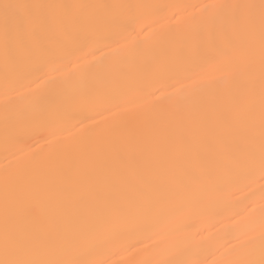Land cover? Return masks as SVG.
Here are the masks:
<instances>
[{
    "label": "snow or ice",
    "instance_id": "6c2138e0",
    "mask_svg": "<svg viewBox=\"0 0 264 264\" xmlns=\"http://www.w3.org/2000/svg\"><path fill=\"white\" fill-rule=\"evenodd\" d=\"M143 9L156 12L138 32ZM100 43L123 55L93 62ZM0 61L6 141L18 146L0 184V264H208L186 241L208 242L215 223L158 241L209 197L220 204L259 184L264 201V0H0ZM71 65L82 66L79 80L64 76L39 100L63 124L36 128L47 130V147L33 151L40 139L22 132L35 117L10 114L11 93L56 84ZM153 69L161 74L145 94ZM92 82L128 87L102 93ZM101 96L91 109L77 103ZM254 195L228 215L237 228L220 237L211 264H264V203L257 235Z\"/></svg>",
    "mask_w": 264,
    "mask_h": 264
},
{
    "label": "bare ground",
    "instance_id": "6f19581e",
    "mask_svg": "<svg viewBox=\"0 0 264 264\" xmlns=\"http://www.w3.org/2000/svg\"><path fill=\"white\" fill-rule=\"evenodd\" d=\"M55 2L65 3H119V4H143V5H163V4H189L197 5L206 2V0H55ZM156 10L155 9H143L136 11L137 21L136 30L139 32L140 27L146 20L153 18ZM169 14H171L169 12ZM175 23V21H173ZM143 34L141 39H143ZM102 49L96 53V57L89 59L93 62L103 61L104 63H112L119 59L123 53L115 45L112 47H105L103 43L95 45ZM82 71V66L71 65L63 69V72L56 73L58 78L56 84H45L42 81H38L37 84L32 85L31 89H25L23 94L11 93L13 102L9 104V113L13 114L16 111H23L26 113L33 114L35 119L23 129L22 134L27 138L28 143H33L35 140L40 139L41 135H47V130L37 134L35 129L43 126L45 129H56L62 126L63 121L60 117L51 113L49 106L46 103L39 102L41 97L48 94L52 88L60 86L59 79L64 76H70L74 81L79 80ZM161 74V70L153 69L149 72L148 76L144 77L141 82L143 92L147 94L152 90L153 79L158 78ZM174 83V81H169ZM186 85L195 87V83L192 80H186ZM92 86L104 92H113L126 89L127 85H113L104 82H92ZM179 87V85H177ZM5 81H4V67L2 61H0V184H2L4 170L6 167L10 171H14L17 167V161L11 156V153L17 150V145L12 142L9 138L6 141L5 134ZM78 105L87 110L96 107L97 104L106 103L103 96L96 98L95 100L90 97H82L78 100ZM162 105H167L168 101L161 99ZM11 135V133H10ZM41 147H47L43 139H40V143L36 144L33 151H38ZM235 192V195L232 194ZM255 193L252 199L256 201L252 219L257 227L258 235V224L261 215V205L264 201L260 199V188L259 184H254L251 189H247L244 192L232 189L224 193L223 201L217 204L213 198L207 199V206L203 207L199 204L191 206L184 215L177 218L173 224L172 231H166L163 237L158 241L160 246H164L166 242L174 240H184L188 231H196L209 227L210 224L215 223L216 227L211 229L212 235L209 237V232H204L205 237H209V241L199 246L194 245L191 241H186L191 247V255L195 258L207 259L208 264L214 259H219V254L216 256L211 255V251L214 247L222 242L220 237L223 236L226 230L235 231L237 225L235 221L229 220L228 215L231 212L239 211L242 204L246 202L245 198ZM230 209L231 211H225ZM3 212L2 198H0V215ZM200 238L197 237V240ZM147 253L146 255H150Z\"/></svg>",
    "mask_w": 264,
    "mask_h": 264
}]
</instances>
